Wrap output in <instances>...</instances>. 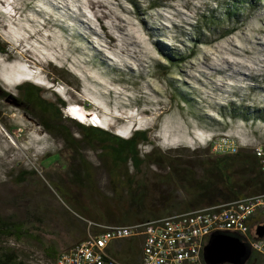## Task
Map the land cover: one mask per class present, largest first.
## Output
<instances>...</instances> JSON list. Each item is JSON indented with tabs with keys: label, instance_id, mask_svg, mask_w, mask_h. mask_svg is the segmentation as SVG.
<instances>
[{
	"label": "rangeland",
	"instance_id": "374dc122",
	"mask_svg": "<svg viewBox=\"0 0 264 264\" xmlns=\"http://www.w3.org/2000/svg\"><path fill=\"white\" fill-rule=\"evenodd\" d=\"M244 1L0 0V41L10 53L0 54L1 89L15 90L18 101L27 63L40 70L32 78L39 84L30 83L46 100L56 94L84 107L115 134L148 131L152 143L139 147L142 155L155 148L174 165L143 168L142 206H135L100 146L67 148L37 116L0 95V216L36 236L0 238V255L54 264L45 248L60 254L80 244L89 222L184 213L192 195L180 175L191 172L195 185L220 157L199 140L264 142V7L231 21ZM54 68L72 78L55 83ZM130 167L116 172L119 181L136 174ZM112 253L138 264L141 241L117 243Z\"/></svg>",
	"mask_w": 264,
	"mask_h": 264
},
{
	"label": "trees",
	"instance_id": "16d2710c",
	"mask_svg": "<svg viewBox=\"0 0 264 264\" xmlns=\"http://www.w3.org/2000/svg\"><path fill=\"white\" fill-rule=\"evenodd\" d=\"M253 7H264V0H245L240 9L235 8V15L231 21L242 19L243 13H250ZM235 17V18H234ZM0 54L10 56L9 46L0 41ZM54 77L51 79L55 83L69 81L72 75L65 70L54 68ZM20 99L18 103L31 115L37 116L40 125L50 134L62 139L69 149H75L82 143L91 147L100 146L103 156L111 161L112 174L117 178L120 186L130 194L133 205L142 206L144 182L140 180L143 168L148 166L174 168L167 152H153L143 156L139 147L142 144H151L152 139L148 131H135L128 139L113 132L99 127L87 126L74 119H64L63 109L67 107V102L55 94V100L49 101L44 98V90L30 82L22 83L17 88ZM0 95L7 99L12 93L1 89ZM72 98V97H71ZM73 131H78L82 135L81 141L75 139ZM131 165V170L136 174L132 177H125L119 181L117 171ZM175 170V169H174ZM180 179L190 190L183 187L190 193L191 202L187 204L185 212L207 207H213L237 201L246 197L264 194V176L260 168L258 159L250 150H240L235 155L223 156L220 160H213L206 176L194 185V178L191 172L180 175ZM158 216L140 217L139 214H126L116 224L131 225L144 223L157 219ZM264 224V219L258 220L256 225ZM0 238L23 241L24 239H36L25 223L4 219L0 216ZM47 258L56 263L59 252L53 246L45 248ZM116 257L115 254H113ZM125 264H132L130 256H122L119 259ZM0 264H24L15 252H8L0 255ZM246 264H264V258L255 253H251Z\"/></svg>",
	"mask_w": 264,
	"mask_h": 264
},
{
	"label": "built area",
	"instance_id": "2783aa9c",
	"mask_svg": "<svg viewBox=\"0 0 264 264\" xmlns=\"http://www.w3.org/2000/svg\"><path fill=\"white\" fill-rule=\"evenodd\" d=\"M240 145L230 139L212 142L220 156L235 155ZM253 154L264 176V145L254 144ZM264 219V194L197 210H191L131 225L89 222L85 241L59 254L55 264H125L114 257L113 245L141 241L139 264H207L206 246L214 234L240 238L252 253L264 258V238L256 235L258 220Z\"/></svg>",
	"mask_w": 264,
	"mask_h": 264
},
{
	"label": "water",
	"instance_id": "95a60500",
	"mask_svg": "<svg viewBox=\"0 0 264 264\" xmlns=\"http://www.w3.org/2000/svg\"><path fill=\"white\" fill-rule=\"evenodd\" d=\"M8 102L14 100V103L19 106L17 100L12 95L6 99ZM264 142H256L254 144ZM244 144H247L244 142ZM254 144L249 146L251 149ZM249 145V144H247ZM258 238H264V224L259 225L256 229ZM252 251L246 243L240 238L227 234H214L209 244L205 248L204 258L207 264H246L249 260Z\"/></svg>",
	"mask_w": 264,
	"mask_h": 264
},
{
	"label": "clouds",
	"instance_id": "9594fccd",
	"mask_svg": "<svg viewBox=\"0 0 264 264\" xmlns=\"http://www.w3.org/2000/svg\"><path fill=\"white\" fill-rule=\"evenodd\" d=\"M24 64H27V63H24ZM29 65V64H28ZM30 66V65H29ZM31 67H33V66H31ZM34 68V70H38V71H40L38 68H36V67H33ZM27 81H29V80H27ZM29 82H33V81H29ZM38 82V81H37ZM37 82H33V83H37ZM22 83H17V87L19 86V85H21ZM39 84V83H38ZM7 85H9L11 88H13V90H14V87H15V83H7ZM9 92V91H8ZM11 93V92H10ZM14 93H15V90H14ZM14 93H12V94H14ZM16 94V93H15ZM64 99V98H63ZM65 100V99H64ZM66 101V100H65ZM67 102V101H66ZM76 107H80V108H82V109H84L85 111H86V109L84 108V107H81V106H73L72 107V105H67V109H63V113L66 115L67 113H70V116H69V118H71V119H74V120H76V121H79V122H81L80 120H78V119H76V118H73V111H78V109L76 108ZM87 112V111H86ZM87 114H88V112H87ZM93 115H95V114H90V116H89V114H88V116H87V119H86V121L83 123V122H81V124H84V125H87V126H93V123H94V120L92 119V116ZM97 116V115H96ZM99 119V118H98ZM87 120H91V123H90V125L89 124H87ZM93 120V121H92ZM100 120V119H99ZM101 125V124H100ZM93 127H99V128H101V126H93ZM117 135H119V136H121V137H124V138H126V139H128L129 137H125V136H122V135H120V134H117ZM199 143H201L202 145H203V147L204 148H207L208 146H210L211 145V143L212 142H210V144L209 145H207V144H205L204 142H202L201 140H199ZM193 148V147H192ZM201 147L200 146H198V147H194L193 149L194 150H197V149H200Z\"/></svg>",
	"mask_w": 264,
	"mask_h": 264
},
{
	"label": "bare ground",
	"instance_id": "6f19581e",
	"mask_svg": "<svg viewBox=\"0 0 264 264\" xmlns=\"http://www.w3.org/2000/svg\"><path fill=\"white\" fill-rule=\"evenodd\" d=\"M73 106H78V105H72V107H73ZM65 109H67V108H65ZM88 111H89V110H88ZM73 113L76 114V115H81V114H78L77 111H73ZM66 115L69 117V116H70V113H67ZM97 117H98V116H97ZM219 137H220V136H219ZM234 138H235V137H234Z\"/></svg>",
	"mask_w": 264,
	"mask_h": 264
},
{
	"label": "flooded vegetation",
	"instance_id": "af4514ba",
	"mask_svg": "<svg viewBox=\"0 0 264 264\" xmlns=\"http://www.w3.org/2000/svg\"><path fill=\"white\" fill-rule=\"evenodd\" d=\"M221 157H222V156H220V157H216V158H214V160H215V159H218V160H220V158H221Z\"/></svg>",
	"mask_w": 264,
	"mask_h": 264
},
{
	"label": "crops",
	"instance_id": "0c3cea01",
	"mask_svg": "<svg viewBox=\"0 0 264 264\" xmlns=\"http://www.w3.org/2000/svg\"><path fill=\"white\" fill-rule=\"evenodd\" d=\"M139 264V263H138Z\"/></svg>",
	"mask_w": 264,
	"mask_h": 264
}]
</instances>
